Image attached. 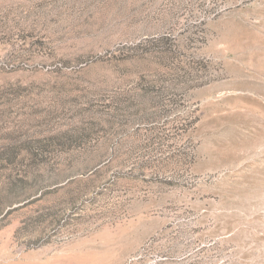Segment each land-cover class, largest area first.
Instances as JSON below:
<instances>
[{
  "label": "rangeland",
  "instance_id": "obj_1",
  "mask_svg": "<svg viewBox=\"0 0 264 264\" xmlns=\"http://www.w3.org/2000/svg\"><path fill=\"white\" fill-rule=\"evenodd\" d=\"M0 264H264V0H0Z\"/></svg>",
  "mask_w": 264,
  "mask_h": 264
}]
</instances>
